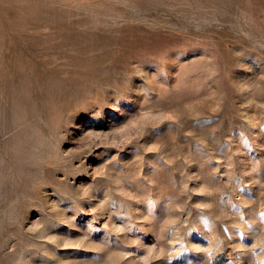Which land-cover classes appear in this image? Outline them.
<instances>
[{"label":"rangeland","instance_id":"rangeland-1","mask_svg":"<svg viewBox=\"0 0 264 264\" xmlns=\"http://www.w3.org/2000/svg\"><path fill=\"white\" fill-rule=\"evenodd\" d=\"M0 264H264V0H0Z\"/></svg>","mask_w":264,"mask_h":264}]
</instances>
